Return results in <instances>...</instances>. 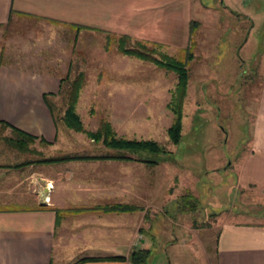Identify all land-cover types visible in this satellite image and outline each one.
I'll use <instances>...</instances> for the list:
<instances>
[{
  "label": "crops",
  "instance_id": "crops-1",
  "mask_svg": "<svg viewBox=\"0 0 264 264\" xmlns=\"http://www.w3.org/2000/svg\"><path fill=\"white\" fill-rule=\"evenodd\" d=\"M191 6V0H0V29L14 26L22 18H38L71 31L73 40L110 33L165 44L171 39L174 27L180 30L181 22L186 30L189 8L196 7ZM199 8L206 14L209 11L207 7ZM243 16L249 20L248 34L254 29L262 33L260 19L256 25L253 15ZM247 41L248 37L244 44ZM77 45L83 49L89 47L80 43L71 45L69 50L58 49L56 55L49 52L51 58L40 63L72 62L79 54L73 48ZM248 61L253 71L247 80L252 85L247 87L252 91L251 105L247 107L251 115L247 120L246 150L238 170V191L244 200H257L258 208L264 209V42L258 44L257 54ZM54 66L51 72L0 65V122L36 138L40 149V139L47 144L44 155L38 149L40 157L36 152L35 159L116 154H125L131 159L75 160L0 168V198L3 199L0 264H74L83 259L112 257L122 260L80 264H130L128 256L132 252L149 251L153 245L151 229L157 219L153 211L162 214L163 222L167 218L170 223L164 212L171 203L170 177L166 184L156 186L153 178L156 165L140 163L127 152L63 154V149L73 147L68 142H80L82 137H72L69 133L58 136L51 104L58 95V80L67 71ZM125 89L110 92L116 96L113 105L120 107L121 118L126 104L132 110L137 104V99L125 97L133 90L125 92ZM122 126L119 123L116 130L112 129L117 137L124 139L127 132ZM49 151L56 154L46 155ZM28 161L30 158L0 166ZM45 197L47 202H43ZM257 214L261 218L264 215ZM261 218L221 221L213 234L212 246L208 247L212 263L264 264V219Z\"/></svg>",
  "mask_w": 264,
  "mask_h": 264
},
{
  "label": "rangeland",
  "instance_id": "rangeland-1",
  "mask_svg": "<svg viewBox=\"0 0 264 264\" xmlns=\"http://www.w3.org/2000/svg\"><path fill=\"white\" fill-rule=\"evenodd\" d=\"M191 1L197 8H189L186 30L181 22L180 30L174 27L171 39L165 44L131 36L127 42L128 46L135 41L143 43L153 50L156 59L164 54L182 62L187 69L181 139L177 145L170 144L166 136L172 120L166 105L176 82L175 75L119 54L116 48L120 35L108 33L73 40L71 31L38 18H22L14 26L0 29V65L38 71H51L57 65L67 71L64 74L69 81L79 73L82 75L75 113L85 132L95 133L105 123L110 134L119 138L112 128L116 130L121 123L127 132L124 139L154 141L164 150L161 154H134L136 159L156 163L153 169L156 186L166 184L170 177L172 187L171 203L162 210L170 223L167 218L163 222L162 214L153 211L157 218L151 229L154 242L145 264H213L208 247L212 246L213 234L220 222L257 220L261 218L257 213H264L256 205L257 200L246 201L238 191V170L246 150L247 120L251 115L247 107L251 105L252 91L247 87L252 85L247 80L253 71L248 60L257 54L258 44L264 42V0H223V4H220L222 0ZM200 6L208 8L207 14ZM243 15H253L256 25L260 19L262 33L254 29L248 34L249 20ZM10 37L13 40H8ZM246 37L248 41L244 44ZM80 43L89 47H73L76 55L79 53L74 61L40 63L56 55L58 49L69 50L71 45ZM77 59L81 62H76ZM65 88L63 83L51 104L58 136L69 133L82 139L68 142L73 147L63 149L62 153L116 152L106 149L100 141L89 143L91 139L84 133L66 130L61 121L66 108ZM119 88H127L125 92L133 90L125 97L137 99L133 110L130 104L124 105L122 118L120 107L113 105L116 96L110 94ZM29 147L36 152L40 149L35 142ZM41 150L44 155L47 148ZM55 154L49 151L46 155ZM29 158L32 160L35 156L18 153L0 142V165L21 163ZM149 170L152 169L149 167ZM185 194L192 196L189 205L195 201L194 210L188 211L182 205L177 207L176 199Z\"/></svg>",
  "mask_w": 264,
  "mask_h": 264
},
{
  "label": "trees",
  "instance_id": "trees-1",
  "mask_svg": "<svg viewBox=\"0 0 264 264\" xmlns=\"http://www.w3.org/2000/svg\"><path fill=\"white\" fill-rule=\"evenodd\" d=\"M129 37L119 36L117 39V52L125 57L135 58L142 62H147L154 65L156 68L162 69L166 72H171L176 77V82L170 91L169 101L166 105L167 110L172 115V120L169 127L166 129V136L170 144L177 145L181 139V107L183 99L186 95L187 81H188V72L185 68V65L182 62L175 60L172 57L167 55L160 54L159 59L154 57V52L151 49H148L145 44L138 41L133 42L132 46H128L127 42ZM66 83V108L61 117V121L64 127L68 130H72L76 133H84L92 142L100 141L102 145L109 150L116 152H127L132 155L134 154H161L165 153L164 150L158 146L154 141L150 140H125L121 138L113 137L110 132L108 124L103 123L100 130L95 133H88L83 130L82 124L75 113V105L78 97V93L82 84V75L79 73L76 77L69 81L67 75L63 79L58 80V94L61 92L62 84ZM63 91V90H62ZM45 97V96H44ZM8 130L7 135H2L4 131ZM36 141V138L19 131L13 127H10L6 123L0 122V142H3L7 146L14 149L16 152L21 154H28L35 156L36 151L33 148H30L31 144ZM38 144L42 148H46L47 144L41 139L38 141ZM40 157V154H37ZM36 157V156H35ZM99 160V159H114V160H127L131 159L125 154H116V155H105V156H57L49 158H37L32 159L28 162L22 163L15 166H0L17 168L29 164H52V163H61L68 161H81V160ZM138 162L156 165L153 161H147L145 159H137ZM191 195L185 194L179 198L180 205L187 208L188 211L195 209V201L189 205ZM125 210L126 208H121ZM149 255L148 250H139L132 252L128 256L130 264H145L147 257ZM100 260H122L120 257L104 258V259H83L74 264H80L85 261H100Z\"/></svg>",
  "mask_w": 264,
  "mask_h": 264
},
{
  "label": "built area",
  "instance_id": "built-area-1",
  "mask_svg": "<svg viewBox=\"0 0 264 264\" xmlns=\"http://www.w3.org/2000/svg\"><path fill=\"white\" fill-rule=\"evenodd\" d=\"M46 187H49V186H46ZM48 201V199H47V197H45L44 199H43V202H47Z\"/></svg>",
  "mask_w": 264,
  "mask_h": 264
}]
</instances>
